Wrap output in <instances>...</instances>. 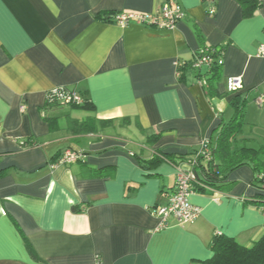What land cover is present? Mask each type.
<instances>
[{
	"label": "crops",
	"instance_id": "obj_1",
	"mask_svg": "<svg viewBox=\"0 0 264 264\" xmlns=\"http://www.w3.org/2000/svg\"><path fill=\"white\" fill-rule=\"evenodd\" d=\"M259 1L245 17L238 0H0V264H201L217 234L244 246L264 235L254 206L264 190L250 165L230 174L229 191L190 195L201 209L193 223L152 213L188 169L176 157L215 142L236 96L246 103L241 139L264 146ZM167 2L186 11L173 29L103 19L155 14ZM203 47L224 51L214 95L191 67ZM180 62L188 63L181 77ZM234 78L243 87L232 93ZM62 86L91 109L46 106V93ZM92 116L111 123L81 131ZM67 149L82 159L54 164Z\"/></svg>",
	"mask_w": 264,
	"mask_h": 264
},
{
	"label": "trees",
	"instance_id": "obj_2",
	"mask_svg": "<svg viewBox=\"0 0 264 264\" xmlns=\"http://www.w3.org/2000/svg\"><path fill=\"white\" fill-rule=\"evenodd\" d=\"M202 1H207L212 4H216L217 2V0ZM238 1L243 7L245 17L253 16L261 5L259 0ZM111 16L105 15L103 19L111 21ZM203 54L213 59L212 64L204 69H196L194 66L193 68L196 70L200 82L208 85L210 89L209 94L214 95L216 93L215 84L219 81L223 66V64H219V59L224 57V51L213 47H203L196 52L195 59L201 57ZM194 61L191 62V67ZM187 66V62H180L178 64L180 77L187 69ZM46 106L62 107L63 105H49L46 103ZM231 106L234 108V114L229 122L221 124L216 134L215 142L208 139L200 149L176 157L181 162L178 166L186 164L188 169L184 170L194 174L192 188L195 193L207 188L219 189L222 192L229 191L234 185V181L229 180L230 174L244 165H250L252 167L255 172V183L260 189L264 190V146H259L258 148L248 147L246 145L247 141L242 140L240 137L246 126L245 101L240 99L239 96H236L231 102ZM69 107L75 109H91L89 102L85 99L83 105H72ZM110 123V121H99L96 117L92 116L82 121L79 124V129L85 133H95ZM157 137L158 134H154L150 140H155ZM77 152L82 153L81 151ZM61 156L62 153L56 157L54 164L59 161ZM164 157L169 158L165 155ZM81 159L82 156L78 161ZM156 159L158 160L159 158ZM174 162L177 163L175 160ZM102 173V170H100L96 175L102 176ZM254 206L264 213V197L257 200ZM210 248L213 255L201 261V264H264V235L251 246H244L235 238L220 233L213 238ZM29 251L34 258L38 259V255L31 246H29Z\"/></svg>",
	"mask_w": 264,
	"mask_h": 264
},
{
	"label": "built area",
	"instance_id": "obj_3",
	"mask_svg": "<svg viewBox=\"0 0 264 264\" xmlns=\"http://www.w3.org/2000/svg\"><path fill=\"white\" fill-rule=\"evenodd\" d=\"M210 12L214 14L215 7L212 6ZM186 17L185 9L179 4H172L167 2L158 13L150 14L136 11H122L111 16V21L125 27L129 24H139L147 27H155L162 30L173 29L178 22ZM259 56L264 57V44H262L258 53ZM213 59L203 54L201 57L195 59L193 66L196 69H204L209 67ZM224 57L219 59V64H223ZM242 81L240 79H231L229 83V92H237L242 89ZM46 103L49 105L60 104L63 106L83 105L84 98L74 88L62 86L51 89L46 93ZM256 103L261 105L264 103V95L256 99ZM24 108V107H22ZM207 142V140L205 141ZM204 142V143H205ZM82 156V153L67 149L62 153L61 158L57 163L71 164L75 163ZM56 164V163H55ZM194 174L185 170H180L177 173L176 185L174 192L169 196L167 202L163 205L152 209V213L158 216L165 224L170 221H175L182 224H189L196 221L200 216L201 209L192 204L190 195L195 193L192 188V181ZM94 264H103L98 258Z\"/></svg>",
	"mask_w": 264,
	"mask_h": 264
},
{
	"label": "rangeland",
	"instance_id": "obj_4",
	"mask_svg": "<svg viewBox=\"0 0 264 264\" xmlns=\"http://www.w3.org/2000/svg\"><path fill=\"white\" fill-rule=\"evenodd\" d=\"M69 111H72L71 109H69ZM73 112L76 114V115H84V113L82 112V110H73Z\"/></svg>",
	"mask_w": 264,
	"mask_h": 264
}]
</instances>
